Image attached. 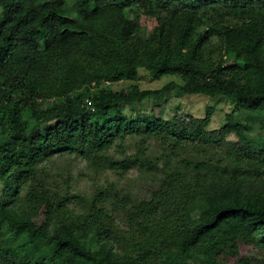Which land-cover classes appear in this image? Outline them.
Wrapping results in <instances>:
<instances>
[{"label":"trees","instance_id":"trees-1","mask_svg":"<svg viewBox=\"0 0 264 264\" xmlns=\"http://www.w3.org/2000/svg\"><path fill=\"white\" fill-rule=\"evenodd\" d=\"M141 70L180 83L113 89ZM173 85L224 96L246 121L233 109L211 129L212 106L187 119L125 112ZM256 122L264 127V0H0V264H225L241 244L264 248ZM141 134L160 141V172L146 137L134 154L110 153ZM62 152L151 169L152 185L143 198L113 185L89 199L62 194L39 171Z\"/></svg>","mask_w":264,"mask_h":264},{"label":"rangeland","instance_id":"rangeland-1","mask_svg":"<svg viewBox=\"0 0 264 264\" xmlns=\"http://www.w3.org/2000/svg\"><path fill=\"white\" fill-rule=\"evenodd\" d=\"M142 23L146 24L148 29L156 25L154 18H143ZM180 83L178 77L165 75L161 79H150L145 70L140 71L137 81H121L113 85V89L120 91L128 89L133 83H137L141 89L161 88L169 82ZM212 106L215 109L211 129L219 128L226 122V115L235 109L237 105L224 96H210L204 94H185L177 86H170L166 92L146 98L133 106L126 105L125 112L129 115H136L139 112L154 114L158 118L171 119L175 114L187 119L188 115L203 117L206 108ZM246 112L236 113V119L245 122ZM142 137H146L148 143L147 154L158 162V167L153 168L154 172H160L161 154L163 152L160 141L151 136L141 134L128 137L124 142L117 141L110 149V153L115 158L122 157L121 146L126 154L136 153ZM249 138L256 142H264V127L258 122L253 124L249 133ZM227 139H236L235 135H230ZM189 154H193V149H187ZM212 147L205 148L202 156L210 157ZM39 171L46 172L45 181L48 188H57L59 192L81 194L86 198H91L93 194L101 188H107L111 185L115 187L119 195L124 193L131 194L134 198H143L153 182V171L144 170L139 167L131 168L128 171L112 170L94 166L85 157L78 153L62 152L48 155L39 164ZM73 199V198H72ZM115 200V198H111ZM110 199V200H111ZM72 207L81 206L71 202ZM120 222V221H119ZM239 256H229L225 259V264H264V248L254 245L241 244Z\"/></svg>","mask_w":264,"mask_h":264}]
</instances>
